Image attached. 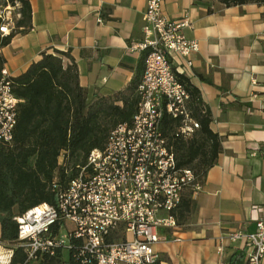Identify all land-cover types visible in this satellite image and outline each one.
Masks as SVG:
<instances>
[{"label":"crops","instance_id":"crops-1","mask_svg":"<svg viewBox=\"0 0 264 264\" xmlns=\"http://www.w3.org/2000/svg\"><path fill=\"white\" fill-rule=\"evenodd\" d=\"M29 3V27L0 50L13 77L55 49L70 53L88 101L142 77L145 51L128 47L142 39L146 0ZM162 10L172 20H189L183 33L198 41V51L191 66L173 58L172 70L198 89L222 149L192 196L190 212L176 229L158 227L153 249L159 264H230L232 253H246L247 245L229 241L228 234L253 232L264 205V4L162 0Z\"/></svg>","mask_w":264,"mask_h":264},{"label":"built area","instance_id":"built-area-1","mask_svg":"<svg viewBox=\"0 0 264 264\" xmlns=\"http://www.w3.org/2000/svg\"><path fill=\"white\" fill-rule=\"evenodd\" d=\"M19 4H0V35L15 29ZM186 15H164L162 0H146L142 39L130 51H145L144 70L130 122L117 124L105 146L90 151L86 163L57 194L55 205L40 203L15 217L18 246L35 264L57 250L70 251L71 264H159L153 244L158 227H178L173 212L184 192L203 188L194 172L179 168L170 136L189 138L199 122L188 108L190 94L172 70L178 57L191 66L198 41L188 39ZM13 76L0 69V141L10 143L23 99L12 89ZM176 119L169 135L164 117ZM60 157L59 162L61 163ZM253 232L234 231L229 241L246 243L245 264L264 256V205ZM12 247H0V264H11Z\"/></svg>","mask_w":264,"mask_h":264},{"label":"trees","instance_id":"trees-1","mask_svg":"<svg viewBox=\"0 0 264 264\" xmlns=\"http://www.w3.org/2000/svg\"><path fill=\"white\" fill-rule=\"evenodd\" d=\"M218 1L225 6L264 4V0ZM8 3L19 4L20 17L14 31L0 35V50L31 23L29 0H0L2 5ZM64 59L69 60L66 65ZM3 63L0 52V69ZM177 77L190 94L188 108L199 122V129L189 138L173 137L169 133L178 121L165 116L163 125L174 147L177 167L191 169L203 183L207 170L221 152V137L209 127L211 112L198 89L184 77ZM140 81L141 76L134 77L113 94L96 95L88 101L75 61L68 51L56 49L43 51L40 59L12 78L13 92L23 102L18 108L12 141H0V243L13 248L11 264H30L25 262L26 254L18 246L15 217L40 203L56 204L57 194L78 174L90 151L102 149L117 124L132 120ZM191 209V192L186 191L173 212L177 222ZM229 262L245 264V251L235 250ZM71 263L70 251L57 250L54 256L45 255L35 264Z\"/></svg>","mask_w":264,"mask_h":264}]
</instances>
